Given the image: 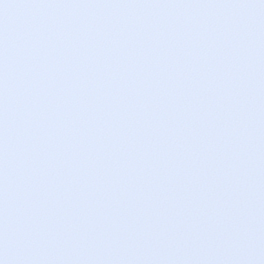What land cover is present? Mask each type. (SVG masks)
Wrapping results in <instances>:
<instances>
[{
  "label": "snow or ice",
  "instance_id": "obj_1",
  "mask_svg": "<svg viewBox=\"0 0 264 264\" xmlns=\"http://www.w3.org/2000/svg\"><path fill=\"white\" fill-rule=\"evenodd\" d=\"M0 264H264V0H0Z\"/></svg>",
  "mask_w": 264,
  "mask_h": 264
}]
</instances>
